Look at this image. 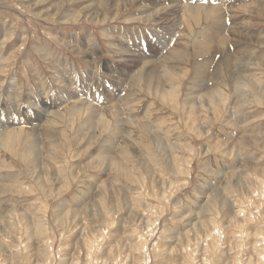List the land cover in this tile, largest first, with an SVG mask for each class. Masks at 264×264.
<instances>
[{
	"label": "rangeland",
	"instance_id": "1",
	"mask_svg": "<svg viewBox=\"0 0 264 264\" xmlns=\"http://www.w3.org/2000/svg\"><path fill=\"white\" fill-rule=\"evenodd\" d=\"M0 264H264V0H0Z\"/></svg>",
	"mask_w": 264,
	"mask_h": 264
},
{
	"label": "bare ground",
	"instance_id": "2",
	"mask_svg": "<svg viewBox=\"0 0 264 264\" xmlns=\"http://www.w3.org/2000/svg\"><path fill=\"white\" fill-rule=\"evenodd\" d=\"M169 6H170V5H169ZM169 6L163 7L161 10H158V11H160V12H157V13H156V15H158V17H157L156 15H155V16H156L158 19H161V20H162V19L164 18L165 15H166V16H167V15H172V11L175 10V8H174L175 6H174L173 8H170ZM172 6H173V5L171 4V7H172ZM193 7H196V6H193ZM174 12H175V11H174ZM161 20H160V21H161ZM157 21H158V20H157ZM158 22H159V21H158ZM158 22H157V23H158ZM162 22H163V21H162ZM162 22H159V23H162ZM159 23H158V24H159ZM45 104H46V103H45ZM47 106H48V105H47ZM49 106H50V105H49Z\"/></svg>",
	"mask_w": 264,
	"mask_h": 264
}]
</instances>
